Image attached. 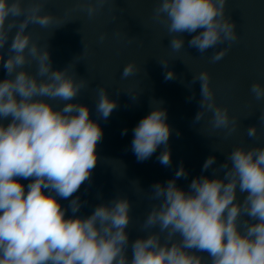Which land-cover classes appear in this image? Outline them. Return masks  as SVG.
Returning a JSON list of instances; mask_svg holds the SVG:
<instances>
[{"label": "clouds", "instance_id": "obj_1", "mask_svg": "<svg viewBox=\"0 0 264 264\" xmlns=\"http://www.w3.org/2000/svg\"><path fill=\"white\" fill-rule=\"evenodd\" d=\"M106 2L85 0L77 8L91 19ZM227 5L228 0H158L152 18L166 29L168 47L175 52L184 48V33H197L188 46L201 54L226 43L209 57L215 63L237 41ZM53 22L44 12V0H0V50L11 38L6 60L0 51L6 71L0 80V264H264V145L234 147L212 169L213 178H193L187 190L176 183L188 176L182 164L174 178L154 183L150 199L155 203L141 225L148 234L131 245L126 231L131 203L126 196L98 204L88 216L77 215L83 203L75 194L91 180L103 130L90 117L89 107L76 102L87 86L85 79L70 75V64L53 70L48 45L42 48L26 31L29 25L48 28ZM158 62L167 69L168 63ZM137 71L129 63L121 78ZM175 78L166 71V81ZM209 80L206 72L193 76L192 83L201 82V110L194 123L211 112V127L231 136L238 122L230 119L227 108L215 105ZM249 91L255 100H264L261 84L253 83ZM152 104L132 130L131 150L142 162L163 146L157 160L170 167L167 111ZM116 107L107 89L99 87L98 117L107 120ZM260 113L262 121L264 111ZM246 132L255 137L257 126ZM126 133L124 129L122 135ZM215 163L214 156L206 158L202 173ZM21 180L30 182L25 186ZM61 200L68 205L62 206ZM69 210L71 215H66Z\"/></svg>", "mask_w": 264, "mask_h": 264}, {"label": "water", "instance_id": "obj_2", "mask_svg": "<svg viewBox=\"0 0 264 264\" xmlns=\"http://www.w3.org/2000/svg\"><path fill=\"white\" fill-rule=\"evenodd\" d=\"M84 2L44 0V12L52 15L53 24L48 28L29 25L26 31H31L32 40L42 48L48 45L53 70H63L70 64L69 74L77 80L85 79L87 86L76 102L89 107L90 117L97 120L103 130L91 180L75 194L83 203L77 215L88 216L98 204L117 195L126 196L131 203V222L126 229L131 245L132 241L148 234L141 230V225L151 204L155 203L150 199L154 183L174 178L182 164L188 176L176 183L187 190L193 178L200 175L213 178L212 169L224 163L234 147L264 145V120L259 121L264 100H255L249 91L253 83L264 86V0H228L226 17L236 25L237 41L223 59L215 63L209 57L226 47V43L201 54L188 46L192 35L197 33H184L183 49L175 52L168 47L170 38L166 29L152 18L158 0H108L91 19L77 8ZM59 25L63 26L56 28ZM10 44L11 38L0 50L5 60ZM158 61L168 63L167 69ZM129 63L135 64L138 71L122 79V70ZM30 70L34 71L35 66ZM169 70L176 78L166 81L164 76ZM202 72L210 77L209 88L215 105L227 108L230 119L238 122L231 136L226 137L224 129L211 127V112H205L202 120L194 123L201 110V82L192 81L194 75ZM5 78L6 71L0 64V80ZM99 87L107 89L109 98L117 103L107 120L98 117L95 110ZM153 101L167 111V123L172 130L168 142L170 167L157 160L163 146L142 162L137 161L131 150L132 130L152 110ZM254 125L257 133L250 138L246 129ZM124 129L127 133L122 135ZM209 156H214L216 163L202 173L203 163ZM220 175L222 177L223 173ZM29 182L21 180L25 186ZM238 198L242 200L243 195L238 193ZM60 203L67 206L69 201ZM66 215H71V211ZM199 254L207 256V253ZM128 256L131 258L130 246Z\"/></svg>", "mask_w": 264, "mask_h": 264}]
</instances>
